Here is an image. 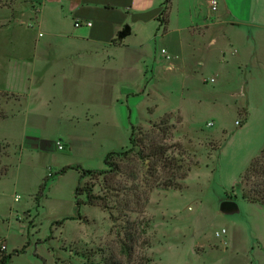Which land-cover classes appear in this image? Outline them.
<instances>
[{
	"label": "rangeland",
	"instance_id": "rangeland-1",
	"mask_svg": "<svg viewBox=\"0 0 264 264\" xmlns=\"http://www.w3.org/2000/svg\"><path fill=\"white\" fill-rule=\"evenodd\" d=\"M29 1L0 0V6L12 9ZM3 14L7 17L0 22L7 21L10 16L8 11ZM38 33L36 29L22 30L11 26L0 30V38L22 36L32 43ZM254 35L255 31L235 37L239 40L234 48L225 41L197 55L185 46V51L177 57L168 50L171 45L167 39H158L155 46L147 38L148 42L143 43L147 55L142 59L143 69L141 67L138 74L132 71L117 76L113 100H96L84 106L83 117L89 112L93 116L88 117V124L94 126L99 123L93 140L96 150H79L66 159L67 163L81 165L84 169H105L103 158L107 151L117 152L129 146L131 125L148 132L169 114V125L173 128L172 138L166 141L167 144L182 146L188 158L198 164L200 157L212 156L225 138L234 147L242 148L244 141H250L252 137L248 133L243 140V131L235 124L236 120L243 122L245 119L244 113L236 116L237 106L242 104V99L236 98L241 97L242 79L249 81L246 88L248 105L253 112V126L258 121L256 110H264V34L257 40H253L256 39ZM161 48L172 54L171 60L161 57ZM32 55L29 48L25 58L30 60ZM3 56L0 54V76L3 74ZM211 78L214 82H210ZM204 79L209 83L205 84ZM6 99L9 98L0 96V103ZM52 104L54 102L45 108L47 112ZM151 107L154 113L149 115ZM77 108L81 111L80 105ZM55 109L56 115L62 118L56 127L62 125L66 135L77 134L76 130L82 125H88L83 119L79 126L77 119L67 118L66 111ZM209 122L213 126L208 127ZM109 128L113 129L112 132H107ZM209 133L218 135L219 139H204ZM60 134L43 135L56 140ZM7 154L6 143H0V173L7 167L3 163ZM62 156L65 155L49 153L46 164L53 159L52 166L58 169ZM130 157L134 158V153ZM34 159L26 160L20 167L12 166L9 176L0 180V255L1 252L21 250L27 245L25 252L14 256L11 264H264V208L242 201L235 189L238 211L228 215L221 213L218 202L225 198L221 181L208 184L195 175L187 181L186 187L184 182L190 171L182 181V190L154 188L146 206L142 209L139 205L134 206L135 213L124 218L116 217L117 212L111 214L94 206H81L78 213L74 200L78 174L70 171L54 178L46 192V200L42 201L40 208H35L30 195L33 188L37 189L40 174L36 169L39 159ZM127 163L134 168L130 183L143 188L140 190L143 192L149 174H144L146 166L136 169L133 159ZM256 181L252 178L243 188L250 190ZM89 182H92V177L87 176L79 183L84 186ZM98 190L96 187L94 192L98 193ZM14 194L21 195L20 202L15 204ZM80 198L85 200V195ZM22 208L30 210L26 212V218L17 217L24 215ZM64 218L74 219L66 220L62 225L55 224ZM127 219L134 223L132 227L137 231L135 242L124 237ZM223 229L226 233L222 238H216L215 233ZM4 240L9 252L1 248L5 246ZM222 240L225 244L221 243ZM209 246L216 248L210 250Z\"/></svg>",
	"mask_w": 264,
	"mask_h": 264
},
{
	"label": "crops",
	"instance_id": "crops-1",
	"mask_svg": "<svg viewBox=\"0 0 264 264\" xmlns=\"http://www.w3.org/2000/svg\"><path fill=\"white\" fill-rule=\"evenodd\" d=\"M210 1L30 0L28 3L15 5L12 9L0 6V20L7 17L3 14L5 11L10 13L7 21L0 22V30L15 26L22 30L39 31L32 43L29 38L22 36L0 38V54L4 55L1 61L3 74L0 76V92L9 94L7 97L9 99L0 103V111L4 114L0 117V143H6L9 151L4 157L7 164L3 162L8 171L0 180L9 176L12 166L20 167L26 160L38 158L36 169L40 175L37 189L33 188L31 191L30 198L34 199L32 205L36 208L35 197L41 184L46 182L38 208L42 206V201L46 200V192L54 178L76 171L78 174L74 187L76 206L75 188L79 184L80 173L75 169H68L66 173L60 175L57 173L68 166L82 167L67 163L66 159L70 158L71 154L85 149L96 150L93 140L97 135L99 123L94 126L88 124L90 122L88 117L93 116L89 112L83 117L84 106L96 100L102 102L113 100L117 76L132 71L138 74L142 67V59L147 56L143 43L152 41L156 46L158 39H167L171 45L168 50L177 57V54L185 51V46L191 53L197 55L206 48L225 41L234 48L235 42L239 40L235 37H242V34H253L255 31L256 39L253 40L264 34V0H216L214 9ZM78 22L80 24L90 22L92 25L76 27L75 24ZM126 27L130 32L123 35ZM246 41H249V38ZM29 48L33 52L30 60L25 58ZM168 50L160 49V55L165 60L172 59V54ZM235 52L239 56L238 51ZM147 74L148 70L144 76ZM145 82L148 84L147 78ZM210 82H214V79L211 78ZM204 83L208 84L209 80L204 79ZM248 85L249 81L242 79L241 97L236 96L242 99V104L236 105V116L240 117L241 113H244L245 119L239 125L236 124L239 120H236L235 124L243 131V140L246 134L252 135L250 141H244L241 148L234 147L233 143L225 138L212 156L199 158V164L191 170L184 182L187 187V181L195 175L198 180H205L208 184L212 181H221L225 198L218 204L226 201L235 204L229 213H224L219 208L221 213L227 215L238 211L235 189L238 190L242 201L264 208L263 203H251L243 199L240 189L245 172L253 159L264 149V110H256L258 121L253 126V112L248 105L246 88ZM51 102H54L62 112L66 111L67 118L72 117L73 121L77 119L76 123L79 126L83 119L84 124L88 125H82L78 131L76 130L77 134L66 135L62 125L56 127L62 120L58 114L56 115V107L52 104L51 108L48 107V112L45 110ZM78 105L81 106V111L78 110ZM152 109L153 107L148 109L149 115L154 113ZM207 126L211 127L213 123L209 122ZM112 130L109 128L107 132ZM57 132L61 134L56 140L43 135ZM224 133L227 136L226 131H223ZM203 138L219 139L218 135L212 133ZM57 143L63 145V150L58 149ZM110 152L115 151H107L104 154L103 165L105 157ZM49 153L65 155L57 165L59 170L53 168L51 163L54 162L53 159L46 164V155ZM13 200L14 204L20 202L21 195L14 194ZM29 208H22L21 212L24 215L17 217L26 218ZM81 209L82 207L79 210ZM225 233L223 229L221 232L217 231L215 236L222 238ZM4 241L9 252L7 241ZM221 243L225 244V240ZM213 248L216 246H209L210 250Z\"/></svg>",
	"mask_w": 264,
	"mask_h": 264
},
{
	"label": "trees",
	"instance_id": "trees-1",
	"mask_svg": "<svg viewBox=\"0 0 264 264\" xmlns=\"http://www.w3.org/2000/svg\"><path fill=\"white\" fill-rule=\"evenodd\" d=\"M0 96L9 97V94L0 92ZM4 116L0 111V117ZM171 115H166L159 124H154L150 131H143L132 126L129 146L121 151L110 152L104 159L105 169L91 170L77 167H64L57 174H64L68 169H75L80 173V180L87 176L92 177V182L84 186L80 183L75 188V199L78 213L82 205L94 206L110 212H117L116 217L128 218L130 213H135L134 206L144 208L149 200L150 191L154 188L163 190H182V181L187 178L192 167L197 165L188 158L186 150L182 146H169L167 140L172 138V126L169 125ZM134 153V158L130 157ZM187 156V157H186ZM135 162V168L146 166L149 179L144 183V189L130 183L133 179V165L127 162ZM188 159V160H187ZM8 168H4L0 173V178L7 174ZM252 178H256L250 190L243 188ZM129 180V182L127 181ZM80 182V181H79ZM46 187V182L41 184L39 192L35 198L37 208L40 206V198ZM98 187V193L94 189ZM240 189L242 197L251 203L264 204V149L261 154L253 159L245 172ZM85 195V200L80 196ZM74 218H64L55 224L62 225L66 220ZM124 237L131 242H135L136 233L133 222L129 219L125 221ZM146 233V232H145ZM143 232V234H145ZM142 234V235H143ZM141 235V236H142ZM25 245L21 250H14L11 253L1 252L0 264H11L14 256L23 254Z\"/></svg>",
	"mask_w": 264,
	"mask_h": 264
},
{
	"label": "water",
	"instance_id": "water-1",
	"mask_svg": "<svg viewBox=\"0 0 264 264\" xmlns=\"http://www.w3.org/2000/svg\"><path fill=\"white\" fill-rule=\"evenodd\" d=\"M129 32H130L129 28L126 27L123 35H128ZM231 207H235V204L232 202L226 201V202L221 203L220 210L224 213H229L232 211Z\"/></svg>",
	"mask_w": 264,
	"mask_h": 264
},
{
	"label": "built area",
	"instance_id": "built-area-1",
	"mask_svg": "<svg viewBox=\"0 0 264 264\" xmlns=\"http://www.w3.org/2000/svg\"><path fill=\"white\" fill-rule=\"evenodd\" d=\"M210 3H211V6H212L213 9H214L215 6H216V0H211ZM80 25H86L87 27H90L92 24H91L90 22H86V23H84V24H80V23L78 22V23L75 24L76 27H79ZM236 124L239 125L240 122L237 121ZM209 125H211V124H209ZM57 145H58V149H59V150H63V145H62L61 143H57ZM1 248H2V250H5L6 247L3 245Z\"/></svg>",
	"mask_w": 264,
	"mask_h": 264
}]
</instances>
